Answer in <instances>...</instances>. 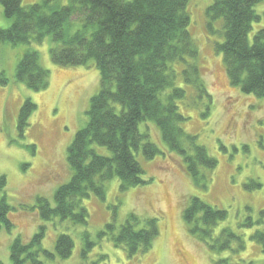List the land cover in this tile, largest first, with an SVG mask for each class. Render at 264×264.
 <instances>
[{"label": "trees", "instance_id": "trees-1", "mask_svg": "<svg viewBox=\"0 0 264 264\" xmlns=\"http://www.w3.org/2000/svg\"><path fill=\"white\" fill-rule=\"evenodd\" d=\"M189 1L70 0L67 6H55L53 0H43L22 7V0H0L2 14L12 21L8 28H0V45L40 44L49 37L52 63L87 66L90 61L99 73V90L90 99L85 114L88 121L67 149L65 158L72 171L69 181L55 189L54 206L39 197L29 208L36 210L42 221L58 218L86 225L87 212L81 201L90 195L104 199L105 182L116 177L121 191L146 184L134 154L141 152L146 160H152L160 151L148 141L146 133L140 132L139 125L145 122L156 126L163 143L181 157L194 183L205 188L217 162L197 145L194 136L183 131L186 119L178 107L191 89L206 95L199 51L189 31ZM210 1L205 14L207 29L213 33L212 24L219 23L217 33L222 41L214 49L222 55L231 87L246 96L264 99V29L255 32L252 42L248 38L253 23L259 20L255 7L263 0ZM75 23H79L76 28ZM36 53L26 50L20 55L13 77L39 92L48 86L49 71L38 65ZM7 84L5 74L0 73V86ZM19 108L16 129L23 137L36 106L25 100ZM92 145L103 146L110 155L97 154ZM3 181L0 178V187ZM259 186L250 181L245 188ZM6 202L5 197L0 199V230L9 232L13 227L12 207ZM225 212L191 198L182 215L189 231L206 240L217 223L225 221ZM43 231L41 226L29 239L13 240L8 254L11 264H47L71 255L73 241L65 233L55 238L54 253L42 249ZM158 233L156 219L140 222L132 214L118 231L114 224L107 223L98 238H108L132 258L146 253ZM255 236L264 247V235L256 232ZM87 240L85 231L80 251L84 258L93 246ZM217 240L222 243L220 249H226L238 239L224 229ZM237 247L242 249L240 243Z\"/></svg>", "mask_w": 264, "mask_h": 264}, {"label": "rangeland", "instance_id": "rangeland-1", "mask_svg": "<svg viewBox=\"0 0 264 264\" xmlns=\"http://www.w3.org/2000/svg\"><path fill=\"white\" fill-rule=\"evenodd\" d=\"M42 2L22 0L21 6ZM52 4L67 6L70 0H53ZM210 4V0H190L187 6L189 31L199 51L206 95L191 89L187 99L178 103L179 113L186 119L183 131L194 136L197 145L217 162L208 183L205 188L196 185L181 157L163 143L156 126L142 123L140 132L146 133L148 141L160 151L152 160H146L141 152L134 154L147 183L121 191L116 177L105 182L104 199L90 195L81 201L87 212L86 225L58 218L42 221L36 210L29 208L36 205L39 197L54 206L55 189L69 181L72 171L65 158L67 149L88 121L85 114L90 99L99 90V73L90 61L87 66L52 63L49 37L40 44L0 45V73L8 79L6 86H0V178H4L0 199L5 197L12 207L13 225L9 232L0 230L2 264H11L8 254L16 237L27 240L41 226L42 249L53 252V242L60 234L69 235L73 241L66 260L56 258L47 264H264V247L255 236L256 232L264 235V99L246 96L231 87L222 55L214 49L222 41L217 33L219 23L212 24L213 33L207 29L205 14ZM255 11L259 20L248 33L250 42L255 32L264 29V0ZM2 13L0 5V28H8L12 21ZM26 50L37 52L38 65L49 71L48 86L39 92L13 77L15 65ZM25 100H30L36 109L29 117L24 136L19 137L17 115ZM92 148L99 155H110L103 146ZM250 181L260 186L245 188ZM191 198L226 211L225 221L217 223L209 239L192 234L183 219ZM132 214L140 222L156 219L159 233L146 253L128 258L108 238H98V233L110 222L118 231ZM224 229L238 240H233L229 248L220 249L222 243L217 238ZM85 231L93 246L84 258L80 251L84 248Z\"/></svg>", "mask_w": 264, "mask_h": 264}]
</instances>
